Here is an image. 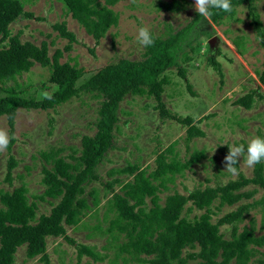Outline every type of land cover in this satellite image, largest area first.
<instances>
[{
    "label": "trees",
    "instance_id": "16d2710c",
    "mask_svg": "<svg viewBox=\"0 0 264 264\" xmlns=\"http://www.w3.org/2000/svg\"><path fill=\"white\" fill-rule=\"evenodd\" d=\"M57 1L62 3L69 16L95 41L117 23V13L110 6L119 0ZM254 1L231 0V3L233 9L245 4L255 35L257 38H264V27L255 11ZM210 11L213 13L208 18L211 23H219L234 12L225 13L218 9ZM19 17L31 18L32 14L23 10L20 0H0V116L6 119L10 137L6 151L10 150L14 142L12 131L17 109H52L76 96L80 90L100 100L96 110L97 118L93 123L95 131L92 135L80 136L78 154H73L75 151L72 150L67 154V161L58 155L60 149L40 152L43 162L49 167L41 166L40 183L44 189L33 195V200L42 202L57 199L48 213L36 215V203L28 201L27 188L23 184L12 187L10 191L0 189V264H13L16 248L21 245H24L26 258L38 256L42 264H50L46 254L48 237H62L74 247L77 258L85 255L98 262L105 254L96 251L94 245L76 242L66 234V228H78L81 216L90 208L83 196L84 189L90 182L99 180L96 167L103 160L105 152L112 148V129L117 122L118 106L124 96L131 94L151 97L154 101L153 109L161 120H172L184 127L186 141L204 136L203 130L197 126L201 118L194 120L189 115H177L166 107L161 98L163 86L168 83L164 74L167 69L175 67L177 75L186 81L185 68L179 66L177 53L182 44L187 43L188 33L201 16L196 12L185 26L173 32L167 31L164 37L152 35L154 43L144 47L141 59L119 58L97 68L78 86H75V82L84 70L75 63L59 62L61 50L55 49L48 55L45 41L35 45L29 41H21L20 32L10 33L9 25ZM52 28L67 39L63 49L69 50L70 43L75 40L72 32L65 28L64 22L54 23ZM232 44L238 48L235 40ZM259 44L263 50V59L257 77L264 83V39L259 40ZM181 57L183 63L190 60L185 52L181 53ZM35 63L48 70L46 81L54 86L49 93L50 99L25 96L23 88L15 82L16 76L27 72ZM207 63L221 78L219 62L210 55ZM8 81L13 84L5 85ZM185 86L194 95L187 82ZM252 97L251 93H246L236 98L234 103L249 109ZM172 145L171 143L164 151L156 153L155 167L149 172L139 169L135 164L110 169L108 175L129 173L131 179L120 186L121 193L112 189V185L119 183V179L113 178L103 183V191L109 193L102 215V220L107 225L105 228L99 225L89 228H94L99 234H107L109 242L116 240L117 233L123 234L124 241L115 244L113 253V258L121 253L125 254L121 255L123 263L188 264V261L196 260L197 264H251L253 260L257 264H264V251L259 250L264 245V230L256 234L252 218L248 219L247 225L241 224L249 210L256 206L263 210L264 163L252 168L249 177L238 170L236 178L224 184L194 188L186 194L173 191L160 203L158 193L161 189H166L167 182L173 181L174 174L187 169L203 156L202 150H199L191 152L183 162L172 157L166 160L165 152H172ZM218 151L226 156L227 145L219 146ZM15 165L16 160L9 155L3 176V181L8 185H11V171ZM248 185L259 187L263 194L256 200L240 202L250 198L255 192V188L242 190ZM87 194L91 198V207H96L99 203L96 189L89 188ZM214 200H217L216 209L223 205L235 207L212 221V215L216 214L211 209ZM188 201L189 205L185 206ZM192 208L202 211L191 218L182 214L183 210L188 213ZM110 211L113 216L107 218L106 214ZM225 225L229 226L227 238L219 230L220 226ZM93 234L90 230L86 236Z\"/></svg>",
    "mask_w": 264,
    "mask_h": 264
},
{
    "label": "rangeland",
    "instance_id": "374dc122",
    "mask_svg": "<svg viewBox=\"0 0 264 264\" xmlns=\"http://www.w3.org/2000/svg\"><path fill=\"white\" fill-rule=\"evenodd\" d=\"M20 1L23 3V10L30 12L32 17L17 18L9 25L10 33L20 32L21 41H29L35 45L45 41L48 55L59 49V62L68 61L82 67L84 72L76 80L75 86L81 84L97 68L113 63L119 58L141 59L145 48L136 39L140 27H147L153 36L164 37L167 31L173 32L185 26L196 14L195 0H119L110 6L118 16L116 25L111 26L95 41L69 16L61 2ZM253 3L264 27V0H255ZM59 22H64L65 28L72 32L75 39L66 51L63 47L67 44V39L52 28V24ZM212 36H215V39L210 48L208 39ZM233 40L237 42L238 48L232 44ZM182 52L190 56L187 63L182 61ZM210 55L220 64L221 78L207 63ZM177 56L179 66L185 68L186 81L177 75L175 67L167 69L164 74L168 83L163 86L162 101L177 115H189L194 120L201 118L197 126L203 130L204 136L186 141L184 127L172 120H161L153 109L154 101L151 97L125 95L119 103L118 119L112 129V148L105 152L103 160L96 167L99 180L90 182L84 189L83 196L90 208L81 216L78 228H66V234L76 242L94 245L95 250L104 253L105 257L98 262L85 255L77 258L74 247L67 244L62 237H48L46 254L50 264H136L133 261L123 263L121 255L125 254L122 253L113 258L115 244L124 241L123 234L117 233L116 240L109 242L107 234H99L94 228H89L94 225L105 228L107 225L102 220V215L109 193L103 191V183L113 178L119 179V183H114L112 189L121 193L120 186L131 179L129 173L108 175L110 169L135 164L139 169L149 172L155 167L156 153L164 151L171 143L172 152H165L166 160L172 157L178 162H183L191 152L202 150L203 156L196 163L174 174L173 181L166 183V189L159 191V202L162 203L164 197L173 191L186 194L194 188L224 184L235 179L236 175L225 169V156L218 151V147L224 144L244 145L246 149L252 138L264 137V83L257 77L261 70L263 50L249 22L244 3L235 7L233 14L226 16L219 23H211L208 19L199 17L188 33L187 43L182 44ZM47 77V68L35 63L27 72L16 76L15 82L23 88V95L40 99L43 97L42 93H50L54 89V86L47 83ZM186 82L194 95L186 89ZM12 84V81L5 83ZM246 93L253 96L249 109L234 103L236 98ZM99 100L80 90L76 96L52 109H17L12 131L14 142L9 151L0 152V189L10 191L12 187L23 184L27 188L28 201L36 203V215L48 213L50 206L56 203L57 199H46L42 202L33 200V195L41 193L44 189L40 183L41 166L49 167L43 162L40 152L60 149L58 155L67 161V154L72 150L75 151L73 154H78L80 136L92 135L95 131L93 123L97 118ZM0 129L8 133L4 116H0ZM9 155L16 160V165L11 171V185L3 181ZM237 166L244 176H251L252 168L246 166L243 157ZM89 188H95L97 191L99 203L96 207H91V198L87 194ZM253 188V195L240 202L256 200L263 194V191L254 185H248L242 190ZM145 203L149 205L148 198ZM189 203L188 201L185 206ZM216 205L217 200H214L211 209L216 214L212 215V221L235 207L223 205L216 209ZM201 211L192 208L188 213L183 210L182 214L191 218ZM106 215L110 218L113 213L110 211ZM249 218L254 220L256 234H260L264 230V202L262 211L259 206L249 210L241 224L247 225ZM228 227L225 225L219 228L224 238L228 237ZM90 230L94 234L86 236ZM259 250L264 251V245ZM14 256L13 264H42L38 256L25 257L24 245L16 248ZM188 264H197V261H188ZM251 264L257 263L252 260Z\"/></svg>",
    "mask_w": 264,
    "mask_h": 264
},
{
    "label": "clouds",
    "instance_id": "9594fccd",
    "mask_svg": "<svg viewBox=\"0 0 264 264\" xmlns=\"http://www.w3.org/2000/svg\"><path fill=\"white\" fill-rule=\"evenodd\" d=\"M195 11L199 16L208 19L213 13L210 9L222 10L225 13L233 12L231 0H195ZM137 41L144 47H149L154 43V38L147 27H140L136 34ZM258 41L264 38H257ZM43 97L50 99L49 93H42ZM10 137L6 130L0 129V152L7 150ZM227 145V144H226ZM228 146V153L224 157L225 169L232 175L238 174L236 165L244 158L248 168H254L257 164L264 162V137H255L250 140L245 149L244 145Z\"/></svg>",
    "mask_w": 264,
    "mask_h": 264
},
{
    "label": "water",
    "instance_id": "95a60500",
    "mask_svg": "<svg viewBox=\"0 0 264 264\" xmlns=\"http://www.w3.org/2000/svg\"><path fill=\"white\" fill-rule=\"evenodd\" d=\"M215 39V36H212L208 39V45L210 48H212V45H213V40Z\"/></svg>",
    "mask_w": 264,
    "mask_h": 264
}]
</instances>
